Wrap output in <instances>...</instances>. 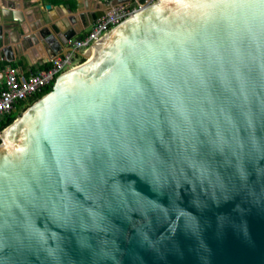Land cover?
<instances>
[{
    "label": "water",
    "instance_id": "1",
    "mask_svg": "<svg viewBox=\"0 0 264 264\" xmlns=\"http://www.w3.org/2000/svg\"><path fill=\"white\" fill-rule=\"evenodd\" d=\"M151 1L10 22L56 56L142 6L0 132V264H264V0Z\"/></svg>",
    "mask_w": 264,
    "mask_h": 264
},
{
    "label": "built area",
    "instance_id": "2",
    "mask_svg": "<svg viewBox=\"0 0 264 264\" xmlns=\"http://www.w3.org/2000/svg\"><path fill=\"white\" fill-rule=\"evenodd\" d=\"M148 3L149 1H146V4ZM141 7L124 5L98 18L85 36L71 42V52L57 56L47 70L39 69L26 75L18 67H7L3 71L4 83L0 93V122L5 116L16 112L21 103L29 104L32 99L44 94L62 72L83 63L85 59L82 54Z\"/></svg>",
    "mask_w": 264,
    "mask_h": 264
},
{
    "label": "crops",
    "instance_id": "3",
    "mask_svg": "<svg viewBox=\"0 0 264 264\" xmlns=\"http://www.w3.org/2000/svg\"><path fill=\"white\" fill-rule=\"evenodd\" d=\"M0 0V22L3 19H7L9 22L8 30L14 31L17 29V25L15 26L10 23L13 22L15 18L20 16L28 19L27 14H33V9H37V13H39L38 17L43 18L46 15L53 22L63 25V21L67 20L69 23V16L71 12H75L80 9L83 16L80 18L79 25L77 28L79 31L81 27L84 28L86 23L90 24L89 16L94 13H102L105 11L106 6L102 3V0ZM107 1V0H103ZM74 3V5H72ZM134 3V0H132ZM38 4L37 6H35ZM50 4L51 9H47L46 5ZM129 4V3H126ZM26 5V7H25ZM88 22H87V21ZM27 22V20H26ZM93 25H90L88 29L83 31L78 37L81 38L85 36L91 29ZM19 32H13L12 38L14 43V52L9 57H3L4 59L0 60V93L3 87L4 78L3 71L9 66H15L20 68L26 75H30L39 69H43L47 66H51L52 61L59 55H62L63 52H57V55L52 53V51H48L42 46H34L24 48L21 40L22 37H19ZM13 42V41H12ZM2 76V77H1ZM19 111V108H17ZM16 111V112H17Z\"/></svg>",
    "mask_w": 264,
    "mask_h": 264
},
{
    "label": "trees",
    "instance_id": "4",
    "mask_svg": "<svg viewBox=\"0 0 264 264\" xmlns=\"http://www.w3.org/2000/svg\"><path fill=\"white\" fill-rule=\"evenodd\" d=\"M74 5V3L72 4ZM50 68V65L43 68L42 70H47ZM53 86L52 87H49L44 94L42 95H39L38 97H36L35 99H32L30 101L29 104H25V103H21L18 108H19V111L17 112H14L10 115H7L4 117V119L0 122V130H2L3 128H6L7 126H9L11 123H13V121L23 112L25 111L30 105H32L35 101H37L39 98H41L43 95H45L46 93L50 92L52 90ZM25 106V107H24ZM24 107V108H23ZM23 108V109H22ZM22 109V110H21ZM1 142V141H0Z\"/></svg>",
    "mask_w": 264,
    "mask_h": 264
},
{
    "label": "flooded vegetation",
    "instance_id": "5",
    "mask_svg": "<svg viewBox=\"0 0 264 264\" xmlns=\"http://www.w3.org/2000/svg\"><path fill=\"white\" fill-rule=\"evenodd\" d=\"M146 1H149V0H141V2H142L143 4H146Z\"/></svg>",
    "mask_w": 264,
    "mask_h": 264
},
{
    "label": "rangeland",
    "instance_id": "6",
    "mask_svg": "<svg viewBox=\"0 0 264 264\" xmlns=\"http://www.w3.org/2000/svg\"><path fill=\"white\" fill-rule=\"evenodd\" d=\"M50 1H51V0H50ZM24 107H25V106H24ZM24 107H23V108H24ZM23 108H22V109H23ZM22 109H21V110H22ZM23 112H24V111H23Z\"/></svg>",
    "mask_w": 264,
    "mask_h": 264
}]
</instances>
